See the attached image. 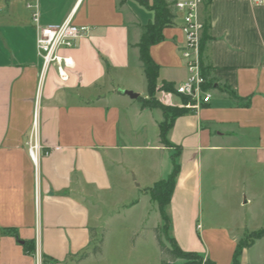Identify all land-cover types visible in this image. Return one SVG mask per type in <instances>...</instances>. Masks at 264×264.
Segmentation results:
<instances>
[{
    "label": "crops",
    "instance_id": "obj_1",
    "mask_svg": "<svg viewBox=\"0 0 264 264\" xmlns=\"http://www.w3.org/2000/svg\"><path fill=\"white\" fill-rule=\"evenodd\" d=\"M27 3L36 5L41 25L71 16L73 23L87 27L73 46L58 50L73 63L65 80L51 64L39 81L42 62ZM132 5L143 7L134 0H0V264H38L39 259L40 264H163L153 231L160 225L157 204L154 223H148V213L139 218L144 235L126 257L119 252L109 257L105 246L107 222L119 215L116 209L105 210L111 176L118 171L110 166L118 167L117 155L130 135L129 106L147 97L135 43L140 25L152 19V12L146 9L138 17ZM174 16L173 25L162 31L164 39L151 45L149 54L159 66L157 86L165 82L174 87L173 94L158 89L156 98L181 106L182 95L175 87L187 71L179 54L181 18ZM199 16L203 29L208 27L201 61L212 97L198 108H187L167 133L173 146L166 148H180L179 172L167 206L169 234L185 251L198 252L214 264H230L243 234L264 228L241 225L237 232L236 227L200 222L195 236L191 224L197 214L201 218L203 163L214 160L219 172L222 159L244 161L256 176L250 179L256 180L255 188L264 191V3L202 0ZM225 87L248 104L230 99ZM154 109L159 108L140 103L137 114ZM34 112L42 146L37 171L28 154ZM162 119H155V147L160 148ZM166 166L159 179L170 172L171 164ZM135 174L142 197L155 202L147 189L159 179ZM142 199L121 206L134 209ZM254 200L247 195L241 203ZM1 228H15L17 238ZM98 239L100 251L92 253ZM18 240H33L34 252L24 251ZM83 252L87 254L80 258ZM239 264H264V235L242 248Z\"/></svg>",
    "mask_w": 264,
    "mask_h": 264
},
{
    "label": "rangeland",
    "instance_id": "obj_2",
    "mask_svg": "<svg viewBox=\"0 0 264 264\" xmlns=\"http://www.w3.org/2000/svg\"><path fill=\"white\" fill-rule=\"evenodd\" d=\"M132 7L138 17L146 15L144 7H138V5H132ZM41 82L42 80H40ZM124 90L126 89H120L119 91L124 93ZM167 92L173 94V91ZM154 97L156 98L155 95ZM156 99L164 106H173L171 103L164 102L159 98ZM186 103L187 101L183 103L184 106ZM139 105L140 99H135L133 105L129 106L127 110V114L130 116V135L125 136L123 144L125 146L117 155L118 167L110 166L118 171L111 176L112 189L106 197L109 199V205L105 207V210L113 211L116 209L119 215L107 222L109 236L105 240V246L109 257L117 252L121 254V257H126L127 250L144 235L145 228L139 226L138 221L145 213H148L149 224L154 223L155 214L160 229L163 223L162 220L160 221L159 212L154 214L156 203L148 201L147 197H142L141 188L136 185L135 172L146 175L148 178L157 177L159 179L162 171H165V166L171 164L170 155L172 151L175 152V148L170 150L166 147H155V137L158 131L155 119L157 117L162 119V112L160 109H154L151 113L145 112L138 116ZM218 163L223 165L222 170L219 172L215 171L216 164L214 160L207 164L203 163L201 218L199 219L197 214L191 224L195 236L197 234L196 230H198L196 225L200 222L236 227L237 232L240 231L239 227L241 225L248 228H264V191L255 188L257 187L256 180L254 183L250 180L256 178L255 174L252 176L253 172L246 169L244 161L236 162L222 159ZM215 185H217L216 188ZM242 186L243 190L241 192L239 189ZM247 195H254L256 200L241 203ZM139 197L143 199L134 209H124L121 206L137 200ZM172 229L173 223L171 221ZM251 232L246 231L239 240L248 241ZM98 236L101 237V233ZM162 238L164 239L163 234Z\"/></svg>",
    "mask_w": 264,
    "mask_h": 264
},
{
    "label": "trees",
    "instance_id": "obj_3",
    "mask_svg": "<svg viewBox=\"0 0 264 264\" xmlns=\"http://www.w3.org/2000/svg\"><path fill=\"white\" fill-rule=\"evenodd\" d=\"M123 1V0H121ZM138 4L143 6L148 11L152 12V19L148 20L145 24L140 25V34L135 46L138 49V59L141 63V67L146 79L147 97H139L142 107H157L161 109L163 114L162 121L159 122V144L164 147H172L167 137L168 130L171 128L173 121L176 117L186 112L184 104L188 101V98L182 96V105L164 106L154 97L156 91L161 89L163 91H174V87L171 84L162 82L157 86L158 76V64H156L149 54V47L153 44L159 43L164 39L163 29L165 27L172 26L174 23V0H135ZM208 27H204L200 38V59L202 56V50L204 49L205 41L208 40L207 36ZM201 62V69L203 75L207 77L204 66ZM208 87V86H206ZM226 95L233 101L238 102L242 106H246L248 100H243L233 90L228 87L224 88ZM180 148L175 147V152L171 154V170L165 178H161L154 182L152 186L147 189V193L150 198L156 202L157 209L162 220L161 229L159 227L154 228V236L159 251L162 256L161 262L163 264H214L209 258H204L201 254L195 251H185L181 249L176 240L168 234L170 228V218L167 213V206L170 201V197L173 191L175 180L179 172V158ZM3 233L12 234L17 238V231L15 228H1ZM162 234L164 239L162 238ZM264 235V229L252 231L250 233V239L246 242L238 240L230 264H239V256L241 250L245 246H249L255 239H258ZM21 242L23 250L28 253L34 252L33 240H18ZM101 239H98L92 244L91 252L97 253L100 251ZM87 253L80 254V258L84 257Z\"/></svg>",
    "mask_w": 264,
    "mask_h": 264
},
{
    "label": "built area",
    "instance_id": "obj_4",
    "mask_svg": "<svg viewBox=\"0 0 264 264\" xmlns=\"http://www.w3.org/2000/svg\"><path fill=\"white\" fill-rule=\"evenodd\" d=\"M202 0H174L173 10L181 18L180 31L182 43L179 54L187 71L186 78L176 85V93L188 98L186 108H198L210 101L212 94L206 87V78L201 69L200 38L203 22L199 16V5ZM256 4H263L264 0H249ZM31 8L32 20L35 28V48L41 58L42 66L39 81L51 64H55L57 74L62 79L67 78L66 69L73 66L69 56H62L58 50L61 47H71L77 38L85 34L87 27L73 23L71 16L59 24L41 25L38 22V12L35 4L27 3ZM38 139V124L36 113L32 118V125L28 141V154L37 171L38 156L41 151ZM40 259L38 264H40Z\"/></svg>",
    "mask_w": 264,
    "mask_h": 264
},
{
    "label": "water",
    "instance_id": "obj_5",
    "mask_svg": "<svg viewBox=\"0 0 264 264\" xmlns=\"http://www.w3.org/2000/svg\"><path fill=\"white\" fill-rule=\"evenodd\" d=\"M124 93L128 94L132 98L137 97V93H134V92H132L130 90H124Z\"/></svg>",
    "mask_w": 264,
    "mask_h": 264
}]
</instances>
